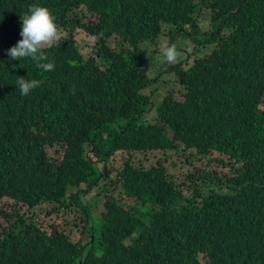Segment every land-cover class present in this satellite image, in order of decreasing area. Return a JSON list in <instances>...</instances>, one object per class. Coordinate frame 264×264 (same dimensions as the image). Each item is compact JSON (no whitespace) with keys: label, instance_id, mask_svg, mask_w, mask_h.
Returning a JSON list of instances; mask_svg holds the SVG:
<instances>
[{"label":"trees","instance_id":"obj_1","mask_svg":"<svg viewBox=\"0 0 264 264\" xmlns=\"http://www.w3.org/2000/svg\"><path fill=\"white\" fill-rule=\"evenodd\" d=\"M35 5L52 71L6 56ZM4 198L0 264H264V0H0Z\"/></svg>","mask_w":264,"mask_h":264},{"label":"clouds","instance_id":"obj_2","mask_svg":"<svg viewBox=\"0 0 264 264\" xmlns=\"http://www.w3.org/2000/svg\"><path fill=\"white\" fill-rule=\"evenodd\" d=\"M19 35L21 39L15 46L6 51V56L11 61H36L37 66L43 71H52L55 67L52 62H43L46 57L42 51L45 45L52 43L58 35V25L55 16L46 7L35 5L31 7L22 19ZM163 55L165 59L174 63L179 52L175 45L165 48ZM43 81L37 79L17 78L16 85L21 95L27 96L34 89L39 88Z\"/></svg>","mask_w":264,"mask_h":264},{"label":"rangeland","instance_id":"obj_3","mask_svg":"<svg viewBox=\"0 0 264 264\" xmlns=\"http://www.w3.org/2000/svg\"><path fill=\"white\" fill-rule=\"evenodd\" d=\"M84 21L87 22V21H90V22H93L95 21V18L92 16V15H89L88 13L84 12ZM65 35V32L64 31H60L58 32V35L56 37V39L54 41H57L58 38L60 37H64ZM166 41V40H165ZM114 42H115V39L114 38H110L107 40V44L110 46V47H113L114 46ZM177 46H180V48H182V51L184 52V44L186 45H189V46H192V43L189 41V40H186L185 42H183L182 40L178 39L177 42H176ZM163 45H167V43L163 44ZM92 46L90 45H80V51H81V54L83 55L84 58H88L89 56H93L95 54V50L94 49H91ZM160 94H162V96L166 93H162L160 92ZM174 96L177 98V99H180L181 100V97L178 93H175ZM165 131L167 133V135L169 136L170 139H173V133L172 131L165 125ZM218 162V161H217ZM214 161H211V164L207 165V169L210 170V171H213V172H216L218 174H223L225 173L227 170L225 167H223L221 165V163H217ZM196 166H198L199 168H202L204 167L203 163H200V162H197L195 163ZM218 185V184H217ZM218 187L217 186H213V189H217ZM10 206L11 205V201L8 200V199H1L0 200V208L1 207H5V206ZM78 238V235L77 234H74V240H76Z\"/></svg>","mask_w":264,"mask_h":264}]
</instances>
